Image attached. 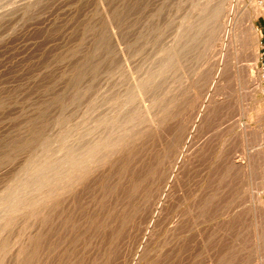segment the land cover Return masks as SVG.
<instances>
[{
	"label": "rangeland",
	"instance_id": "374dc122",
	"mask_svg": "<svg viewBox=\"0 0 264 264\" xmlns=\"http://www.w3.org/2000/svg\"><path fill=\"white\" fill-rule=\"evenodd\" d=\"M204 1L0 0V264H15L22 242L28 251L24 258L32 259L27 264H264L259 192L245 169L230 162L253 147L240 134L247 123L260 124L264 131V101L258 99L264 100V10L255 18L263 91L251 95L230 69L219 74L214 66L226 24L233 15L253 11L258 0H211L221 4L223 16L214 30L202 29L208 33L203 36L193 27L206 21ZM188 18L194 22L193 41L183 49L178 31L190 24ZM244 37L238 58L248 65L252 45L248 47V34ZM172 42L180 49L171 50L176 47ZM200 68L203 76L196 86ZM207 97L213 103L210 115L190 133ZM176 98L185 106L187 128L178 139L172 125ZM190 135L186 152L195 149L188 155L191 161L176 163L181 143ZM160 154H165L163 167ZM174 162L177 180L170 175ZM65 172L74 179H66L72 175ZM162 187L170 194L160 217ZM259 188L264 198V185Z\"/></svg>",
	"mask_w": 264,
	"mask_h": 264
},
{
	"label": "bare ground",
	"instance_id": "6f19581e",
	"mask_svg": "<svg viewBox=\"0 0 264 264\" xmlns=\"http://www.w3.org/2000/svg\"><path fill=\"white\" fill-rule=\"evenodd\" d=\"M225 1V0H224ZM263 2H264V0H258V2H257V5L255 6V8H254V10L253 11H246V10H244L243 12V15H242V12L240 13V14H238V15H233V17H232V21L231 22H229L228 24H226L227 25V27H226V29H227V31L225 30L224 32H227V34L222 38V41L220 42V52H219V55L220 56H218L219 58L216 60V66H214L215 68L217 67V70L218 71H220V72H218L219 74L220 73H222L221 71L223 70V69H225L226 68V70H228V69H230V71H231V74H232V76L238 81V85H240V87H244V91H245V93H247V94H254L253 93V91H257V90H262L263 91V89L262 88H260V79H261V74L260 73H258V70H257V58H258V49H257V46L259 45V37H260V31L258 30V28H257V26H256V23H255V18L264 10V4H263ZM226 3V2H225ZM224 4V3H223ZM227 5H228V2L226 3ZM202 6V4L200 5V6H198V7H201ZM231 6V5H230ZM197 9V8H196ZM202 9H203V12L204 11H206V12H208L207 14H208V16H207V18H203V20L204 19H206V21H203L202 23V26H201V28H198V26H195L194 25V27L192 26L193 25V23H191L192 21H190V19H192V18H188V23H190L189 25H185V27H184V25H182V24H178L179 26H183L184 28H179L180 30L178 31L179 32V40H178V42H179V46H180V43H181V46L180 47H182L183 49L185 48V46H186V44H188L191 40H192V38L189 40V37H192V36H190V34L192 35V30H194L193 28H196V29H198V32L200 31L201 33H202V29L203 30H205L207 27L208 28H211V30H214L213 28H214V25L216 26V21H217V19L219 18V15L221 14L220 13V11H222L221 10V4L219 3V2H215L214 3V1H211V0H207L206 2L204 1L203 2V6H202ZM231 9V8H230ZM245 9V8H244ZM192 11V10H191ZM194 11V10H193ZM198 11V10H197ZM226 11V10H225ZM230 11V10H229ZM206 12L205 13H203V15L204 14H206ZM190 13V12H189ZM230 13V12H229ZM228 13V14H229ZM231 13H234V12H231ZM230 13V14H231ZM197 14V13H196ZM225 14V13H224ZM228 14H227V16H228ZM191 17L193 16V15H190ZM189 16V17H190ZM198 16V15H197ZM221 16H223V13L221 14ZM231 17V16H230ZM229 17V18H230ZM243 17H244V19H245V26H243V27H240V25H241V23L243 22L244 23V20H243ZM194 18H196V16H194ZM202 18V17H201ZM222 18V17H221ZM220 18V19H221ZM181 19V18H180ZM179 19V20H180ZM197 19V18H196ZM226 19V18H225ZM198 20V19H197ZM243 20V21H242ZM181 21H183V20H181ZM184 21H185V19H184ZM187 21V20H186ZM202 21V20H201ZM201 21H199L200 23H201ZM221 21V20H220ZM222 21H223V19H222ZM225 22V21H224ZM178 23V22H177ZM179 23H181V22H179ZM227 23V22H226ZM244 25V24H243ZM179 26H177V27H179ZM181 26V27H182ZM176 27V28H177ZM193 27V28H192ZM220 27V26H219ZM245 27V28H244ZM183 29V30H182ZM225 29V28H224ZM177 30V29H176ZM192 31V32H191ZM209 31V30H208ZM207 31V32H208ZM222 31H223V29H222ZM198 32H195V34L197 33V34H200V33H198ZM221 32V31H220ZM204 33V32H203ZM202 33V35L203 36H205L206 34H208V33H206L205 35ZM218 33V32H217ZM246 34V36L244 37V35ZM194 34V33H193ZM194 34V36L196 37L197 36V34L195 35ZM214 34H215V31H214ZM247 34H248V36H249V43H247L248 44V47H249V44H250V42H251V45L252 46H250V47H252V49L250 48V50L252 51V58H250V61L251 62H249L248 63V65H244V64H241V62H239V58H238V55L240 56V51H242L245 47H243V45L244 46H246V44L244 43L243 44V42H246V41H243L242 39H243V37L245 38V40H247ZM213 34L212 33H210V36H212ZM221 35V34H220ZM220 35H218V36H220ZM193 36V37H194ZM203 36H197L198 38L199 37H203ZM208 36V35H207ZM206 36V37H207ZM209 36V37H210ZM223 35H221V37H222ZM194 37V38H195ZM206 37H205V39H204V41L206 40ZM220 37V38H221ZM176 38V37H175ZM211 38V37H210ZM210 38H207V41L209 42L210 40H208V39H210ZM212 38H213V36H212ZM211 38V39H212ZM173 39V38H172ZM172 39H171V41H172ZM215 39V38H214ZM200 40V39H199ZM201 40H202V38H201ZM201 40H200V44L202 43L201 42ZM173 41H174V39H173ZM193 41V40H192ZM206 41V42H207ZM220 41V40H219ZM175 42H176V40H175ZM174 42V43H175ZM208 42H207V44H208ZM216 42V41H215ZM217 42H218V40H217ZM241 42H242V44L243 45H241ZM169 43V42H168ZM173 43V42H172ZM172 43H171V45H172ZM173 43V44H174ZM191 43V42H190ZM204 43V42H203ZM202 43V45L203 46H205V44H203ZM177 44L178 43H175V45H176V47L175 48H172L171 46V50L172 49H176L178 46H177ZM212 44V43H211ZM214 44V43H213ZM209 45V44H208ZM202 46V47H203ZM164 47V46H163ZM180 47H178L177 49H180ZM200 47V46H199ZM201 47V48H202ZM242 47V48H241ZM208 48V47H207ZM219 48V46L217 47V49ZM164 49V48H163ZM176 49V50H177ZM242 49V50H241ZM212 50V49H211ZM216 50V49H215ZM170 51V50H169ZM178 51H182V50H178ZM210 51V50H209ZM217 51H215V53L217 52ZM183 52V51H182ZM171 53V55H172V52H169V54ZM174 53V56H175V54H177V52H173ZM168 54V56H170ZM178 56H179V53L177 54ZM176 55V56H177ZM181 55V54H180ZM167 56V57H168ZM173 56V55H172ZM175 56V57H176ZM177 56V57H178ZM176 57V58H177ZM174 58V57H173ZM176 58H174V59H176ZM179 58V57H178ZM164 60V59H163ZM178 60V59H177ZM176 60V61H177ZM168 61H169V59H168ZM174 61V60H173ZM166 62H167V59H166ZM165 62V63H166ZM179 62V61H178ZM177 62V63H178ZM167 64V63H166ZM178 64H180V63H178ZM162 65H164V64H162ZM167 65H169V64H167ZM229 66V68H227ZM202 67H203V65H202ZM163 70V69H162ZM199 70V69H198ZM204 69L202 68H200V70L199 71H197L198 73L196 74L197 76H196V79H195V81H194V84L196 85V83L198 84L199 82V84H201V79H202V76H203V71ZM165 71V70H164ZM215 70H213V72H214ZM192 73H194V72H192ZM211 74H212V72H211ZM193 75V74H192ZM210 75V74H209ZM213 75H216V73L214 72V74ZM213 75H210V77L211 76H213ZM210 77H208V78H210ZM214 77V76H213ZM219 77V76H218ZM217 77V78H218ZM192 78H195V77H192ZM208 78H206V79H208ZM216 78V77H215ZM142 79H144V78H142ZM140 80V79H139ZM149 80V79H148ZM216 80V79H215ZM214 80V81H215ZM193 81V80H192ZM204 81H205V76H204ZM207 81V80H206ZM208 81H209V79H208ZM207 81V82H208ZM209 82H211V81H209ZM208 82V83H209ZM220 82V81H219ZM136 83V82H135ZM191 83V82H190ZM189 83V84H190ZM213 83V82H212ZM221 83V82H220ZM182 84V83H181ZM194 84H191L190 86L192 87ZM206 84V83H205ZM204 84V85H205ZM210 85H211V83H210ZM140 86V85H139ZM142 86V85H141ZM197 86V85H196ZM195 86V87H196ZM199 86V85H198ZM187 87V86H186ZM190 87V88H191ZM212 87V86H211ZM216 87V86H215ZM215 87H213V88H215ZM181 88H182V85H181ZM180 88V90H181V92L183 93V91H182V89ZM189 88V87H188ZM223 88V87H222ZM135 89V88H134ZM199 89V88H198ZM197 89V90H198ZM212 89V88H211ZM218 88L216 87V89L214 90V92L217 90ZM220 89H221V87H220ZM219 89V90H220ZM138 90H139V87H138ZM141 90H142V88H141ZM213 90V89H212ZM191 91L193 92L194 90L193 89H191ZM199 91H200V89H199ZM137 92H139V91H137ZM136 92V93H137ZM141 92V91H140ZM180 92V93H181ZM185 93H186V91H184ZM192 92H191V94H192ZM195 92V91H194ZM194 92H193V94H194ZM241 92H242V90H241ZM179 93V92H178ZM184 93V96L185 95H187L188 97H189V95L186 93L185 94ZM199 93V92H198ZM139 94V93H138ZM193 94H192V96L191 97H193ZM203 94V93H202ZM208 94V93H207ZM224 94V93H223ZM127 96H128V94H127ZM131 96V95H130ZM129 96V97H130ZM180 95H178V97H179ZM197 96H198V94H197ZM208 96V95H207ZM221 96V95H220ZM238 96H240V93L238 94ZM205 98H206V96H205ZM207 98H209V97H207ZM264 98V97H263ZM181 99H188L189 100V98H185V97H182ZM197 99V98H196ZM202 99H204V98H202ZM260 101H264L263 99H262V97L261 98H258ZM128 100V99H127ZM176 100H177V102L176 103H178V106H177V109H176V118H175V115L173 116L174 118H175V120H176V123H174V124H176V125H174V124H172L174 127L173 128H175V126H176V129H174V130H176L174 133H176V138L177 137H181L180 135H181V133L183 134V131L184 132H186V130H187V128H186V124L184 123L185 121H184V117H183V115H182V113H183V110H184V108L183 107H185V106H182V100L180 101V98H179V101H178V98H176ZM194 100V99H193ZM214 101H215V103H219L221 100H219L218 98L216 99V98H214L213 99ZM186 101V100H185ZM191 101V100H190ZM204 101V100H203ZM257 101V100H256ZM188 102V101H187ZM192 102V101H191ZM205 102V103H204ZM203 102V104L201 103L200 104V109H199V111H198V113H197V115L195 116L196 117V119H195V121H193L194 123H192V127H191V132L190 133H192V132H194L193 130H196V127L197 126H199L200 125V123L203 121V118H204V116H209L210 114H208V109H210V107H212L213 106V103H211L212 102V100H211V98H209V99H207V100H205ZM197 103V102H196ZM176 105V104H175ZM184 105V104H183ZM192 105V104H191ZM145 106H146V104H145ZM144 106V108H146ZM150 106V105H149ZM222 108H223V106H221ZM264 107V106H263ZM148 108V107H147ZM195 108V107H194ZM219 108H220V105H219ZM148 110V109H147ZM139 111V110H138ZM141 112L140 113H142V110H140ZM145 111V110H144ZM188 112V111H187ZM186 112V113H187ZM145 113V112H144ZM174 113V114H175ZM138 114V116L140 115L139 113H137ZM223 114V113H222ZM190 115V114H189ZM135 116V115H134ZM148 116H150V115H148ZM185 116H186V114H185ZM213 116V115H212ZM141 117V116H140ZM140 117H135V118H138V120H140L139 118ZM143 117V116H142ZM131 118H133V117H131ZM146 118V117H145ZM165 118H167V117H165ZM215 118V117H214ZM129 119H130V117H129ZM162 119H164V117L162 118ZM185 119H186V117H185ZM202 119V120H201ZM205 119V121H206V119L207 118H204ZM262 119V118H261ZM263 119H264V113H263ZM145 120V119H144ZM171 120H173V119H171ZM194 120V119H193ZM223 120V119H222ZM128 122H129V120H127ZM130 121H133V120H130ZM159 121H161L160 123L161 124H163V120H159ZM205 121H203V122H205ZM173 122V121H172ZM202 122V123H203ZM136 123V122H135ZM215 123V122H214ZM194 124V125H193ZM218 124V123H217ZM126 125H128L129 126V124L127 123ZM133 125V124H132ZM136 125H137V123H136ZM263 126V125H262ZM188 127H189V125H188ZM200 127V126H199ZM129 128V127H128ZM172 128V129H173ZM130 129V128H129ZM163 129V128H162ZM198 129V128H197ZM217 129V128H216ZM227 129V128H226ZM173 130V131H174ZM164 131V130H163ZM128 132V131H127ZM132 132V131H131ZM130 132V133H131ZM220 132V131H219ZM241 133L240 134H242L241 136H243V138H245V140H247L248 141V144L250 145H253V147L251 148V149H247V150H245V154L244 155H242V156H240V157H237V155H235V156H233V158L231 159V165H232V167H238L239 169H242V168H244L245 169V171H246V173H248L247 175H249V179H250V185H253L254 187H256V189L258 190V192H259V194H257L256 195V203H257V201L259 202V204H260V206L259 207H263L264 208V198H262V196H261V192H262V190L259 188L258 189V187L259 186H261V185H264V131H263V129H262V127L260 126V124H257L256 125V127H254V126H249V124L247 123L242 129H241V131H240ZM171 132H169V135H171L170 134ZM187 133V132H186ZM189 133V134H190ZM212 133V132H211ZM66 134H69V133H66ZM126 134V133H125ZM128 134V133H127ZM126 134V135H127ZM111 135V134H110ZM117 135V134H116ZM132 135V134H131ZM169 135H165L166 136V138H167V136H169ZM213 135V134H212ZM113 137H114V135H112ZM123 136V135H122ZM125 136V135H124ZM123 136V137H124ZM129 136H130V134H129ZM133 136V135H132ZM131 136V137H132ZM183 137H184V134L182 135ZM211 136V135H210ZM65 137H66V135H65ZM106 137V136H105ZM104 137V138H105ZM118 137V136H117ZM170 137V136H169ZM168 137V138H169ZM173 137V136H172ZM175 137H173L174 139H175ZM165 138V137H164ZM163 138V139H164ZM165 138V139H166ZM167 138V139H168ZM172 138V139H173ZM210 138V137H209ZM66 139H67V137H66ZM114 139H115V137H114ZM114 139H113V142H114ZM117 139V138H116ZM119 139V138H118ZM166 139V141H168ZM173 139V143L174 144H176L174 141H176V139L174 140ZM178 139V138H177ZM190 139H191V135L190 136H185V138H184V140H183V145H182V143L181 142H179V143H181V149H179V154L177 155V159H176V163H179V162H181V161H184V163L185 164H189L190 163V161H191V155H190V157L188 156L189 155V153H190V151H192L193 149H191L189 152H186V147L188 146L187 144L189 143V141H190ZM67 140H70V139H67ZM105 140V139H104ZM106 140H108V138H106ZM170 140V139H169ZM162 141V140H161ZM165 141V142H166ZM172 141V140H171ZM181 141V140H180ZM164 142V141H163ZM177 142V141H176ZM202 142V141H201ZM200 142V143H201ZM66 143V142H65ZM64 143V144H65ZM93 144H95L96 142H92ZM116 143V142H115ZM122 143V142H121ZM167 143H169V142H167ZM91 144V143H90ZM89 144V145H90ZM114 143H112V145H113ZM161 144H163L164 145V143H161ZM63 145V144H62ZM65 145H67V144H65ZM99 144H97V146H98ZM103 144H101V146H102ZM109 145H111V143L109 144ZM170 145H171V143H170ZM201 145V144H200ZM200 145H199V147H200ZM68 146V145H67ZM87 146V145H86ZM114 146V145H113ZM202 147H203V145H201ZM66 147V146H65ZM69 147V146H68ZM73 147V146H72ZM90 147V146H89ZM105 147V146H104ZM118 147H120V146H118ZM197 147V146H196ZM249 147V146H248ZM67 148V147H66ZM91 148H93V147H91ZM95 148V147H94ZM93 148V149H94ZM97 148V147H96ZM116 148H117V146H116ZM163 148V147H162ZM166 148V147H165ZM174 148H176V147H174ZM174 148H172L173 150H174ZM201 148V147H200ZM71 150H73L72 148H70ZM113 149V148H112ZM177 149V148H176ZM175 149V150H176ZM203 149V148H202ZM77 150V149H76ZM82 150V149H81ZM97 150H99L98 148H97ZM105 150V149H104ZM103 150V151H104ZM116 150V149H115ZM168 150V149H167ZM195 150V149H194ZM193 150V151H194ZM198 150H199V148H198ZM74 151H75V149H74ZM96 151V150H95ZM107 151V150H106ZM164 151H166L165 149L163 150V152ZM192 151V152H193ZM65 152V151H64ZM69 152V151H68ZM67 152V153H68ZM78 152H79V150H78ZM97 152V151H96ZM102 152V151H101ZM109 152V151H108ZM112 152V151H111ZM114 152V151H113ZM121 152V151H120ZM166 152H168V151H166ZM70 153V152H69ZM81 153V152H80ZM90 153V152H89ZM99 153V152H98ZM161 153V152H160ZM170 153V152H169ZM71 154V153H70ZM69 154V155H70ZM76 155L74 156L75 158V160H77V158H78V160H80L79 158L80 157H76L77 156V153H75ZM79 154V153H78ZM84 154H85V152H84ZM112 154V153H111ZM66 155H68V154H66ZM89 155V154H88ZM107 155H109V154H107ZM70 156H72V155H70ZM104 156V154L102 155V157ZM160 156H161V154H160ZM164 156H165V154L164 155H162L161 157H162V159L160 160L161 161V166H162V162H163V160H164ZM196 156V155H195ZM97 157V156H96ZM95 157V159H97ZM100 157V156H99ZM166 157L169 159V157L166 155ZM228 157V156H227ZM92 158V157H91ZM166 158V159H167ZM62 159V158H61ZM71 159V158H70ZM74 159H73V156H72V159H71V161H70V163H72V161H74ZM86 159H87V157H86ZM165 159V160H166ZM64 160H66V159H64ZM68 160V161H67ZM67 162L69 163V158H67ZM82 160V159H81ZM62 161V160H61ZM65 161V163H67ZM63 162V164H64V161H62ZM78 162V161H77ZM82 161H79L78 163L80 164ZM83 162H84V158H83ZM94 162V161H93ZM92 162V163H93ZM167 162H168V160H167ZM166 162V163H167ZM174 162V166L170 169V171H171V177L173 178V179H175V180H177V179H180V175H179V170H178V164H176ZM69 163V166L71 165ZM75 164H76V161L74 162ZM62 164V165H63ZM73 164V163H72ZM78 164V165H79ZM82 164V163H81ZM87 164H89V162L87 163ZM165 164V163H164ZM168 164V163H167ZM166 164V165H167ZM64 165H66V164H64ZM84 165H86V164H84ZM52 166V165H51ZM50 166V167H51ZM67 166V165H66ZM73 166H75V165H73ZM72 165H71V167H72V169H74V167H73ZM77 166V165H76ZM159 166V165H158ZM165 166V165H164ZM56 167V166H55ZM60 167V166H59ZM68 167V166H67ZM78 167V166H77ZM76 167V168H77ZM81 167V166H80ZM163 167V166H162ZM48 168V167H47ZM63 168H66L65 166H63ZM70 168V167H69ZM79 168V167H78ZM83 168V167H82ZM88 168V167H87ZM86 168V169H87ZM165 168V167H164ZM51 169V168H50ZM54 169V168H53ZM59 169V168H58ZM72 169L70 168V170L72 171ZM89 169V168H88ZM57 170V169H56ZM66 170H68V168H66ZM65 170V171H66ZM160 170H162L161 171V175H163L162 174V172H163V169H160ZM49 171V170H48ZM51 171V170H50ZM49 171V172H50ZM52 171H54V170H52ZM64 171V170H63ZM74 171H76V169L75 170H73L72 172L74 173ZM87 171H89V170H87ZM165 171H166V173L168 172L167 171V169L165 168ZM165 171H164V173H165ZM45 172H47V170L45 171ZM48 172V173H49ZM67 172V171H66ZM65 172V173H66ZM86 172V171H85ZM60 173H61V171H60ZM62 173H64V172H62ZM70 173V172H69ZM69 173H66V174H68V176H70V175H72L71 173L69 174ZM76 173V172H75ZM81 173V172H80ZM65 174V175H66ZM168 175H169V173H167ZM65 175H64V177H65ZM79 175V174H78ZM167 175V176H168ZM44 176V175H43ZM53 176H54V174H53ZM67 176V175H66ZM77 176V175H76ZM63 177V176H62ZM61 177V178H62ZM73 177V178H72ZM72 177L70 176V177H66V179L67 178H70V179H74V175H72ZM39 179H40V177H39ZM65 179V178H64ZM66 179H65V181H66ZM79 179H81V178H79ZM165 179V178H164ZM172 179V180H173ZM37 180H38V178H37ZM47 180V179H46ZM69 180V179H68ZM172 180H170L169 179V181H172ZM48 181H49V179H48ZM71 181V180H70ZM69 181V182H70ZM75 181V180H74ZM165 181V180H164ZM41 182V181H40ZM50 182V181H49ZM61 182H62V180H61ZM67 182V181H66ZM73 182V181H72ZM59 183H60V179H59ZM75 183V182H74ZM166 183V182H165ZM164 183V184H165ZM168 183V182H167ZM55 184H57V183H55ZM163 184V185H164ZM166 185H168V184H166ZM59 186V185H58ZM57 186V187H58ZM71 186V185H70ZM169 186V185H168ZM167 186V187H168ZM34 187V186H33ZM39 187V186H38ZM51 187V186H50ZM50 187H49V189H50ZM55 187V186H54ZM60 187L62 188V185L60 184ZM164 187V186H163ZM162 187V188H163ZM170 187V186H169ZM251 187V186H250ZM249 187V188H250ZM43 188V187H42ZM53 188V187H52ZM33 189V188H32ZM36 189V188H35ZM48 189V188H47ZM168 189V191H169V188H167ZM167 189H164L163 188V192H162V195H160V197H161V199H159V202H160V200H161V203L159 204V206H158V215L160 216V215H162L163 213H164V211L166 210L167 211V209H166V207H165V205L163 206L162 204H163V202L166 200V202H167V200L168 199H166L168 196H169V194L170 193H168V191H166ZM45 190V189H44ZM48 191V190H47ZM36 192V191H35ZM52 192V191H51ZM59 192V191H58ZM42 193V192H41ZM48 193H50V192H48ZM57 193V192H56ZM45 195V194H44ZM44 195H43V197H44ZM42 196V195H41ZM55 196V195H54ZM5 197V196H4ZM3 199V198H2ZM39 199V198H38ZM12 200V199H11ZM16 200V199H15ZM15 200H13L12 201V203L15 201ZM36 200V199H35ZM33 201V200H32ZM31 201V202H32ZM255 201V200H254ZM18 202V201H17ZM20 202H22V201H20ZM19 202V203H20ZM9 203H10V201H9ZM8 203V204H9ZM25 203H27V202H25ZM30 203V202H29ZM8 204H6L7 206H8ZM21 204V203H20ZM13 205H14V203H13ZM258 205V204H257ZM26 206H27V204H26ZM167 206H169V205H167ZM19 207V206H18ZM21 207V206H20ZM164 207H165V210H164ZM187 207H189V209H190V206H188L187 205ZM11 208V207H10ZM192 208H194V207H192ZM262 208V209H263ZM7 209H8V207H7ZM14 209V208H13ZM12 208H11V210H13ZM170 209V208H169ZM188 209V208H187ZM31 210V209H30ZM171 210V209H170ZM170 210H169V212H170ZM264 210V209H263ZM33 211V210H32ZM165 211V212H166ZM194 211V210H193ZM30 212V211H29ZM38 212V211H37ZM37 212H36V214H37ZM40 212V211H39ZM189 212H192L191 211V209L189 210ZM188 213V212H187ZM35 214V215H36ZM39 214V213H38ZM44 214V213H43ZM193 214H195V213H193ZM165 215H167L166 213H165ZM169 215V214H168ZM196 215H197V213H196ZM164 216V215H163ZM162 216V217H163ZM171 216V215H170ZM173 216V215H172ZM195 216V215H194ZM34 217V216H33ZM43 217V216H42ZM161 217V216H160ZM36 218H37V216H36ZM35 218V219H36ZM39 219V218H38ZM188 219H191V216L189 217L188 216ZM193 220V219H192ZM34 221V220H33ZM37 222V221H36ZM40 223H42V221L40 222ZM37 224H38V222H37ZM165 224V223H164ZM164 224H162V225H164ZM177 225V224H176ZM31 226H32V224H31ZM30 225H29V227H31ZM34 226V225H33ZM189 226H190V224H189ZM21 228V227H20ZM34 228V227H33ZM40 228V227H39ZM170 228V227H169ZM38 229V228H37ZM176 229V228H175ZM189 229V228H188ZM21 230V229H20ZM163 230V229H162ZM38 231V230H37ZM36 231V232H37ZM41 231V230H40ZM170 231V230H169ZM21 232V231H20ZM39 232V231H38ZM37 232V233H38ZM167 232V231H166ZM19 233V232H18ZM32 233V232H31ZM43 233V232H42ZM41 233V234H42ZM28 234V233H27ZM34 234V233H33ZM17 235V234H16ZM16 235H15V238H16ZM165 235V234H164ZM25 237V235H22V239ZM27 237V236H26ZM41 237V236H40ZM39 237V238H40ZM20 238H21V236H20ZM20 238H18V239H20ZM29 239L31 238L30 236L28 237ZM36 238H38V237H36ZM17 239V240H18ZM31 239H33V240H31ZM30 240L31 241H34V237H32ZM41 239V238H40ZM17 240H15V241H17ZM30 240L29 241H27L28 243L30 242ZM165 240H166V238H165ZM168 240H170V239H168ZM201 240V239H200ZM37 241H39V240H37ZM167 241V240H166ZM171 241V240H170ZM40 242H42V240L40 241ZM163 242H164V240H163ZM17 243H19V242H17ZM23 243V242H22ZM21 243V245H18V248H17V254H16V258H15V261H14V263L15 264H25V262L26 261H28L29 259L28 258H26V259H28V260H26L24 257H26V253L28 252H26L25 250H23L24 249V246H23V244ZM27 243V245H29ZM31 243H34V242H31ZM167 243H169V242H167ZM205 243V242H204ZM14 244H16V243H14ZM20 244V243H19ZM37 244V243H36ZM165 244H166V242H165ZM33 244H30V246H32ZM162 245H163V243H162ZM171 245V244H170ZM169 245V246H170ZM14 246V245H13ZM21 246V247H20ZM29 246V247H30ZM34 246V245H33ZM32 246V247H33ZM39 246V245H38ZM41 246V245H40ZM23 247V248H22ZM22 248V249H21ZM31 248V247H30ZM170 248V247H169ZM26 249V248H25ZM37 249V248H36ZM38 249H40V248H38ZM163 249V248H162ZM28 250V249H27ZM34 250H35V248H34ZM41 250V249H40ZM161 250V249H160ZM15 251V250H14ZM23 251V252H22ZM25 251V252H24ZM42 251V250H41ZM32 252H33V250H32ZM37 252H38V250H37ZM43 252V251H42ZM34 253V252H33ZM36 253V252H35ZM43 253H45V252H43ZM23 254H25V255H23ZM28 254V253H27ZM38 254V253H37ZM48 254V253H47ZM163 254V253H162ZM29 255H30V253H29ZM223 256V255H222ZM29 257V256H28ZM14 258V257H13ZM32 258H34V257H32ZM40 258V257H39ZM205 258V257H204ZM31 259V258H30ZM43 259V258H42ZM41 259V260H42ZM46 259V258H45ZM214 259V258H213ZM26 260V261H25ZM32 260V259H31ZM31 260H29V261H31ZM40 260V259H39ZM209 260H211V258L209 259ZM43 261V260H42ZM45 261V260H44ZM213 262H214V260H212ZM216 261V260H215ZM38 262V261H37ZM212 262V263H213ZM217 262V261H216ZM215 262V263H216ZM228 262V261H227ZM35 263H36V260H35ZM42 263V262H41ZM40 263V264H41ZM195 263V262H194ZM200 263V262H199ZM222 263V262H221ZM249 263V262H248ZM26 264H27V262H26ZM29 264H31V262L29 263ZM45 264V263H44ZM188 264V263H187ZM214 264V263H213ZM218 264H220V263H218Z\"/></svg>",
	"mask_w": 264,
	"mask_h": 264
},
{
	"label": "crops",
	"instance_id": "0c3cea01",
	"mask_svg": "<svg viewBox=\"0 0 264 264\" xmlns=\"http://www.w3.org/2000/svg\"><path fill=\"white\" fill-rule=\"evenodd\" d=\"M263 40H264V28H263Z\"/></svg>",
	"mask_w": 264,
	"mask_h": 264
},
{
	"label": "built area",
	"instance_id": "2783aa9c",
	"mask_svg": "<svg viewBox=\"0 0 264 264\" xmlns=\"http://www.w3.org/2000/svg\"><path fill=\"white\" fill-rule=\"evenodd\" d=\"M263 193H264V189H263Z\"/></svg>",
	"mask_w": 264,
	"mask_h": 264
}]
</instances>
